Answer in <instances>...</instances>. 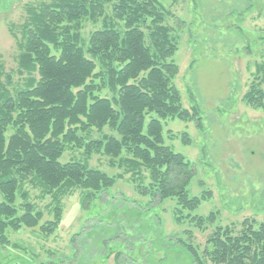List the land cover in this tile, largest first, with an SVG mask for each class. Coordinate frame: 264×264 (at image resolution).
Instances as JSON below:
<instances>
[{"label": "trees", "instance_id": "1", "mask_svg": "<svg viewBox=\"0 0 264 264\" xmlns=\"http://www.w3.org/2000/svg\"><path fill=\"white\" fill-rule=\"evenodd\" d=\"M167 15L158 0H49L26 4L22 23L9 26L17 55L14 71L0 68L2 247L7 230L36 228L44 217L31 203L29 189L40 199L50 198L52 220L39 228L48 236L60 225L64 197L78 192L80 207L86 210L124 175L136 183L137 195L150 197L146 211L174 201L176 224L185 220L204 231L215 223L212 213L191 216L208 196H189L193 169L163 141L161 121L166 119L195 120L201 126L199 108L194 104L191 113L183 109L173 84L177 38L165 24ZM85 22L100 23L86 41ZM13 75L19 79L15 85ZM104 91L109 96H100ZM242 101L264 111V62L256 64ZM67 147L82 151L84 161L61 163ZM92 155L108 158V166L122 174L108 176L91 168ZM141 227L136 233H150V245L162 242L179 249L190 264H264V221L245 219L238 231L216 226L202 252L182 240L163 238L156 226ZM12 247L28 258L24 264L39 260L36 253ZM44 254L37 264L66 262L59 253Z\"/></svg>", "mask_w": 264, "mask_h": 264}, {"label": "rangeland", "instance_id": "2", "mask_svg": "<svg viewBox=\"0 0 264 264\" xmlns=\"http://www.w3.org/2000/svg\"><path fill=\"white\" fill-rule=\"evenodd\" d=\"M48 1L0 0V68L5 73L15 70L17 55L9 26L22 23L26 4ZM158 1L168 13L165 24L177 38L173 62L178 74L173 84L181 106L191 113L195 104L201 118L200 127L195 120L161 121L163 141L193 169L189 196H208L191 216L212 213L215 223L204 231L185 220L176 224L174 201L154 204L146 211L150 197L137 195L136 183L124 175L86 210L80 207L78 192L64 197L60 225L44 236L39 228L52 220L47 211L50 198L40 199L37 191L29 189L31 203L44 217L36 228L7 230V244L0 245V264L28 261L13 245L38 254V261L44 260L48 251L59 253L65 264H190L179 249L171 250L162 242L160 246L150 245V233L137 235V228L149 230L156 226L163 238L182 240L202 252L216 226L238 231L245 219L264 221V111L242 101L256 64L264 62V0ZM99 27L100 23L85 22L83 39L86 41ZM12 78L15 85L19 79L16 75ZM100 96L109 95L104 91ZM104 133L109 131L105 129ZM72 160L84 161V156L82 151L67 147L60 161ZM88 165L108 176L122 174V170L110 168L108 158L102 155H92ZM142 182H149L145 172ZM165 253L167 259L163 260Z\"/></svg>", "mask_w": 264, "mask_h": 264}]
</instances>
